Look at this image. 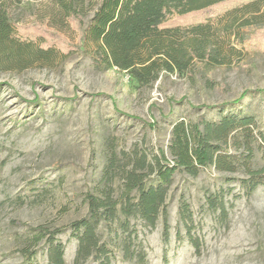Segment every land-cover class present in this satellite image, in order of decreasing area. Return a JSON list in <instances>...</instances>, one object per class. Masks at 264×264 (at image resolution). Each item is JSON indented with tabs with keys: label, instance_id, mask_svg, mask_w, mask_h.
Segmentation results:
<instances>
[{
	"label": "rangeland",
	"instance_id": "rangeland-1",
	"mask_svg": "<svg viewBox=\"0 0 264 264\" xmlns=\"http://www.w3.org/2000/svg\"><path fill=\"white\" fill-rule=\"evenodd\" d=\"M58 5V0H0L16 25L37 22L58 30L63 42L56 46L66 52L79 44L80 32L54 21ZM93 14L90 10L85 22ZM256 41L234 64H199L192 76L163 73L147 87L118 68L97 66L79 48L64 59L0 68V264L49 263L46 240L31 260L22 252L26 240L39 226L67 228L87 214L85 194L99 185L110 148L125 154L167 151L181 120L218 122L239 113L263 125L264 37ZM255 156L261 165V153ZM244 178L243 172L214 167L196 177L177 171L166 202L169 238L162 216L155 227L130 219L132 235L116 231V223L103 224L99 233L111 264H264V187L249 194ZM119 187L116 179L117 196ZM211 198L220 199L217 207ZM182 204L189 205L192 223L183 219ZM129 236L132 259L125 255ZM57 238L65 263L74 264L78 240L70 229Z\"/></svg>",
	"mask_w": 264,
	"mask_h": 264
},
{
	"label": "trees",
	"instance_id": "trees-1",
	"mask_svg": "<svg viewBox=\"0 0 264 264\" xmlns=\"http://www.w3.org/2000/svg\"><path fill=\"white\" fill-rule=\"evenodd\" d=\"M58 4L60 13L54 21L79 31V44L64 52L56 46V42H63L58 30L37 22L16 25L9 10L1 6L0 68L17 65L24 69L33 62L64 59L79 48L97 66L118 68L130 81L147 87L163 73L192 76L199 64H234L246 55L250 44H256L259 34L264 37V0H58ZM90 10L94 14L85 22ZM30 29L35 32L30 33ZM229 148L236 153H229ZM256 151L261 153V165L255 162ZM207 167L225 173L243 172L246 178L241 183L249 194L264 187V124L253 115L239 113L223 115L218 122L181 120L174 124L167 151L157 148L125 154L110 148L99 185L85 194L87 214L67 228L39 226L22 252L31 260L46 240L48 264H66L64 245L57 237L70 229L78 240L74 264L91 259L111 264L112 254L102 242L99 228L116 223V231L132 235V218L155 227L162 216L168 239L166 202L174 174L182 170L196 177ZM116 179L120 183L118 196ZM210 203L217 207L220 199L211 198ZM222 210L225 212L224 207ZM181 215L192 223L189 205L182 204ZM130 237L125 243L128 259L135 256ZM192 241L200 248L199 240ZM141 259L144 263L145 257Z\"/></svg>",
	"mask_w": 264,
	"mask_h": 264
}]
</instances>
